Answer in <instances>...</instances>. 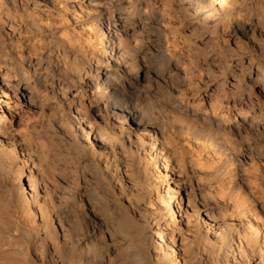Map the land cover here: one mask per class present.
I'll use <instances>...</instances> for the list:
<instances>
[{
  "label": "clouds",
  "instance_id": "9594fccd",
  "mask_svg": "<svg viewBox=\"0 0 264 264\" xmlns=\"http://www.w3.org/2000/svg\"><path fill=\"white\" fill-rule=\"evenodd\" d=\"M0 264H264V0H0Z\"/></svg>",
  "mask_w": 264,
  "mask_h": 264
}]
</instances>
